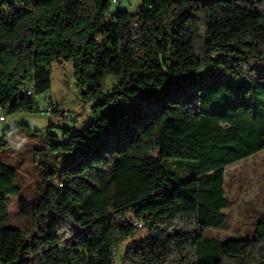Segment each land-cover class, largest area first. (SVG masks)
<instances>
[{
	"label": "trees",
	"instance_id": "trees-1",
	"mask_svg": "<svg viewBox=\"0 0 264 264\" xmlns=\"http://www.w3.org/2000/svg\"><path fill=\"white\" fill-rule=\"evenodd\" d=\"M118 1L0 0V103L24 79L50 91L53 64L69 62L95 117L61 142L44 131L64 164L20 202L24 230L6 227L21 186L2 157L14 129L0 136V264H115L122 241L121 264L227 255L206 232L228 219L226 167L264 150V0H142L108 19ZM110 76L121 82L106 93ZM119 99L128 106L111 107ZM259 223L264 238V213Z\"/></svg>",
	"mask_w": 264,
	"mask_h": 264
},
{
	"label": "rangeland",
	"instance_id": "rangeland-1",
	"mask_svg": "<svg viewBox=\"0 0 264 264\" xmlns=\"http://www.w3.org/2000/svg\"><path fill=\"white\" fill-rule=\"evenodd\" d=\"M142 0H119L111 5L107 18L111 19L118 11L137 13ZM121 80L112 76L104 82L103 91L110 93L115 90ZM85 88L77 84L72 63H54L52 66V88L49 96L67 111L73 120L53 119L43 115L38 110H18L7 115V122L0 124V136L14 131L7 138V146L3 147V160L19 171L21 192L10 197L9 219L7 228H28L31 219L21 213L20 202L27 200L33 205L44 194L46 174L51 170H60L64 164L58 153L44 151L50 137L44 135L45 130H54L61 142L64 129H84L95 120L92 113V103H85ZM146 108L141 100H133ZM124 99H119L111 107H127ZM38 151V152H37ZM177 169V168H175ZM182 178L191 175L179 171ZM226 194L231 200V206L225 210L228 217L220 228H210L206 234L210 238L230 242L222 264H259L264 260V238L260 236V215L264 213V150L234 163L225 169ZM147 235L142 230L136 239ZM127 241H122L116 248L115 264H121L122 253Z\"/></svg>",
	"mask_w": 264,
	"mask_h": 264
},
{
	"label": "built area",
	"instance_id": "built-area-1",
	"mask_svg": "<svg viewBox=\"0 0 264 264\" xmlns=\"http://www.w3.org/2000/svg\"><path fill=\"white\" fill-rule=\"evenodd\" d=\"M13 2L14 0H10ZM6 8L3 7L2 10ZM4 16H7V20H11V17L8 13H5ZM50 91L46 93H38L36 91L35 83L28 80H22L18 86L17 92L7 103H0V124L7 122V115L12 111V105L15 101L18 103L22 100H33L32 109L38 110L43 115L50 116L53 119H62V120H73L72 116L67 112L61 109V105L57 103L51 96H49ZM1 100V98H0ZM54 131V130H52ZM48 150H51V147H47ZM134 225L141 228L143 223L135 220ZM115 254V251H114Z\"/></svg>",
	"mask_w": 264,
	"mask_h": 264
}]
</instances>
